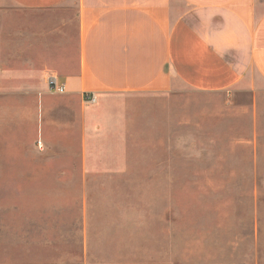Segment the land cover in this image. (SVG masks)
Listing matches in <instances>:
<instances>
[{
    "label": "crops",
    "instance_id": "1",
    "mask_svg": "<svg viewBox=\"0 0 264 264\" xmlns=\"http://www.w3.org/2000/svg\"><path fill=\"white\" fill-rule=\"evenodd\" d=\"M186 89L222 96L229 142L231 106L262 111L264 0H0V179L37 197L23 264H152L124 182L171 179L169 160L146 156L170 130L140 101ZM153 207L156 246L171 225Z\"/></svg>",
    "mask_w": 264,
    "mask_h": 264
},
{
    "label": "rangeland",
    "instance_id": "2",
    "mask_svg": "<svg viewBox=\"0 0 264 264\" xmlns=\"http://www.w3.org/2000/svg\"><path fill=\"white\" fill-rule=\"evenodd\" d=\"M140 103L154 109L146 118H155V129L168 128L171 137L170 147L146 155L169 160L171 179L124 182L131 194L122 198L140 204L141 257L152 264H264V105L261 111L258 99L255 111L231 106L229 142L220 94L186 89ZM169 107L170 123L159 114ZM28 183L0 179V264H23L37 250V197L24 194ZM152 207L166 208L171 225L156 246L147 224Z\"/></svg>",
    "mask_w": 264,
    "mask_h": 264
},
{
    "label": "built area",
    "instance_id": "3",
    "mask_svg": "<svg viewBox=\"0 0 264 264\" xmlns=\"http://www.w3.org/2000/svg\"><path fill=\"white\" fill-rule=\"evenodd\" d=\"M47 85L49 87V89L51 91H54V92H63L66 90V85L65 83L61 82L58 78V76L54 73H50L48 76H47ZM90 101H95L96 100V96L93 95L90 99Z\"/></svg>",
    "mask_w": 264,
    "mask_h": 264
}]
</instances>
